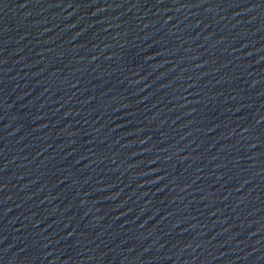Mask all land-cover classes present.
Returning <instances> with one entry per match:
<instances>
[{"label": "water", "instance_id": "obj_1", "mask_svg": "<svg viewBox=\"0 0 264 264\" xmlns=\"http://www.w3.org/2000/svg\"><path fill=\"white\" fill-rule=\"evenodd\" d=\"M0 264H264V0H0Z\"/></svg>", "mask_w": 264, "mask_h": 264}]
</instances>
